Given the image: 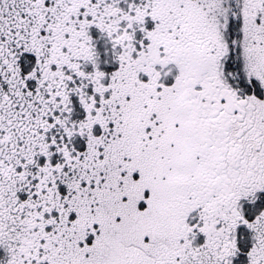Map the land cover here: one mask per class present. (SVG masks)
Returning <instances> with one entry per match:
<instances>
[{
	"label": "snow or ice",
	"instance_id": "6c2138e0",
	"mask_svg": "<svg viewBox=\"0 0 264 264\" xmlns=\"http://www.w3.org/2000/svg\"><path fill=\"white\" fill-rule=\"evenodd\" d=\"M0 264H264V0H0Z\"/></svg>",
	"mask_w": 264,
	"mask_h": 264
}]
</instances>
